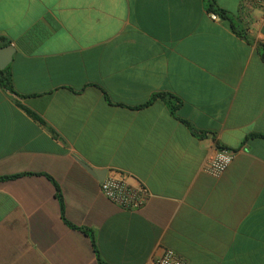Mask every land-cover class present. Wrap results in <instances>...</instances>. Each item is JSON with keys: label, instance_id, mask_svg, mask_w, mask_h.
Masks as SVG:
<instances>
[{"label": "crops", "instance_id": "0c3cea01", "mask_svg": "<svg viewBox=\"0 0 264 264\" xmlns=\"http://www.w3.org/2000/svg\"><path fill=\"white\" fill-rule=\"evenodd\" d=\"M207 2L0 0V264H264V0Z\"/></svg>", "mask_w": 264, "mask_h": 264}, {"label": "built area", "instance_id": "2783aa9c", "mask_svg": "<svg viewBox=\"0 0 264 264\" xmlns=\"http://www.w3.org/2000/svg\"><path fill=\"white\" fill-rule=\"evenodd\" d=\"M243 15L247 13L250 4L246 2L243 7ZM210 17L215 19L217 15L210 12ZM243 18H246L244 16ZM234 152L226 146H220L210 153L204 162V170L212 176H220L232 161ZM101 193L120 208L132 210L140 208L149 193L145 186L131 185L125 175L119 171L110 170L100 183ZM152 264H186V261L167 248L152 261Z\"/></svg>", "mask_w": 264, "mask_h": 264}, {"label": "trees", "instance_id": "16d2710c", "mask_svg": "<svg viewBox=\"0 0 264 264\" xmlns=\"http://www.w3.org/2000/svg\"><path fill=\"white\" fill-rule=\"evenodd\" d=\"M207 1H208L207 2V10L215 13L216 15H218L222 18L230 19L227 15H225V13H223L221 10L217 9L214 6L215 0H207ZM230 27L233 29V31H235V33H237L240 36H243L244 38L248 39L247 36L242 32V30L239 29L237 26H235L233 23L230 24ZM6 42H8V41H6L3 37H0V46L5 44ZM258 50H259V53H260L262 59L264 60V45L259 43L258 44ZM0 84L7 87L8 89H10L11 91L14 92L13 87H12L11 77L9 74H6L5 69H0ZM156 97L163 98L164 94L163 93L154 94L152 96L151 100L156 98ZM151 100H149V101H151ZM174 108H175V106L171 105V111H173ZM5 177L6 176H2L0 178H5ZM101 264H106V263L101 262Z\"/></svg>", "mask_w": 264, "mask_h": 264}, {"label": "water", "instance_id": "95a60500", "mask_svg": "<svg viewBox=\"0 0 264 264\" xmlns=\"http://www.w3.org/2000/svg\"><path fill=\"white\" fill-rule=\"evenodd\" d=\"M14 46L6 44L0 47V69H4L13 57Z\"/></svg>", "mask_w": 264, "mask_h": 264}]
</instances>
